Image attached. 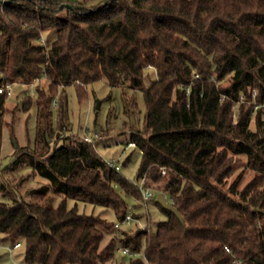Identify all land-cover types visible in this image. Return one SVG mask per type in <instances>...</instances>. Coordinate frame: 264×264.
<instances>
[{"label": "trees", "instance_id": "1", "mask_svg": "<svg viewBox=\"0 0 264 264\" xmlns=\"http://www.w3.org/2000/svg\"><path fill=\"white\" fill-rule=\"evenodd\" d=\"M39 79L47 83L35 88L34 141L15 144L0 169V241L22 242L25 264H264V0L2 3L0 85ZM100 80L143 93V127L129 141L141 154L133 181L69 133L65 88L83 99ZM241 95L247 104L234 120ZM243 157L254 175L240 188L242 171L233 174ZM23 165L30 173L17 186L48 181L29 199L4 178ZM139 182L157 183L182 221L157 202L166 220L148 234L67 207L90 203L120 221L125 196L141 201ZM105 231L114 235L101 247ZM117 245L144 255L117 262Z\"/></svg>", "mask_w": 264, "mask_h": 264}, {"label": "rangeland", "instance_id": "2", "mask_svg": "<svg viewBox=\"0 0 264 264\" xmlns=\"http://www.w3.org/2000/svg\"><path fill=\"white\" fill-rule=\"evenodd\" d=\"M151 79H146L145 86L150 83ZM43 79L36 80L30 84L13 83L11 85L12 93L5 100L4 109V125L2 130V143L0 148V169H4L13 161V152L15 144L26 145L32 144L34 141L35 129V88L46 86ZM223 83H226L223 80ZM85 97L82 99L75 88L70 85L65 88L68 99L67 125L70 128L69 133L75 136H83L84 132L94 138V143L90 144L95 153L104 160H114L119 166V172L129 180H134L138 168L141 163L140 150L134 146H127L131 139V135L136 129L143 127V118L146 106L143 93L139 89H131L126 85L109 86L105 81L100 80L85 87ZM257 92V91H256ZM252 101L257 100L250 90ZM31 99V106L28 110L22 107L24 99ZM247 100L242 95L233 105V119L238 115L239 107ZM247 104V103H245ZM56 108V104H53ZM11 121L12 124L11 129ZM253 126V120L251 121ZM53 124H56V116L54 115ZM13 130L14 139L11 137ZM63 133V132H62ZM65 134V133H64ZM97 134V138L94 135ZM238 170L234 172V176L242 171V179L239 187L242 188L254 175V172L245 167L244 157L241 159ZM19 172H5L4 178L10 182V185H18L20 174L27 175L30 173L28 166H22ZM232 175V176H233ZM231 176V178H232ZM233 176V177H234ZM47 180L36 175L29 177L20 186H17V196H24L29 199L28 191L35 190L38 187L47 184ZM148 187L153 197L148 200L147 206L143 205L138 199L131 196H125L128 205V213L142 215L140 224L143 225L148 234L154 232L158 222L166 220V214L160 208V205L154 199L155 195L160 192L157 183H149ZM8 197V196H5ZM166 197V196H165ZM10 198V197H9ZM59 197L56 198L54 204H57ZM67 207H75L80 214H93L105 218L107 221L118 222L111 209H104L90 203L74 201L69 199ZM146 223V224H145ZM139 224L133 221L129 226L120 224V229L136 230ZM114 235V231H105L101 242V247L106 245L109 239ZM1 237V234H0ZM121 245H117L120 248ZM24 244L16 248L12 247L10 241H0V264H25L24 263ZM144 255V247L140 250V257ZM115 259L119 261H127L128 257L122 256L115 250ZM113 264V263H111Z\"/></svg>", "mask_w": 264, "mask_h": 264}, {"label": "built area", "instance_id": "3", "mask_svg": "<svg viewBox=\"0 0 264 264\" xmlns=\"http://www.w3.org/2000/svg\"><path fill=\"white\" fill-rule=\"evenodd\" d=\"M2 7V2H0V8ZM43 40V39H42ZM13 83H2L0 85V93H6L7 96H9L11 93H12V89H11V85ZM253 96L255 97L256 96V92L253 91L252 92ZM97 134L94 135L95 138H97ZM83 139L87 142V143H90V144H93L94 143V138L88 134H86L84 132L83 134ZM127 146H134L133 143L131 142H128ZM107 163L111 166V167H114L115 170H119V166L117 164H115V161L114 160H109L107 161ZM164 169L161 170V174H164ZM138 187L140 188L141 190V194H142V198H141V202L143 205L147 206V203H148V200L153 197L151 192H150V189L149 187H144L143 186V183L142 182H139L138 184ZM155 199V198H154ZM167 200L171 203V200L167 198ZM140 220L141 218L140 217H136V216H133L129 213H127L122 220L120 221H116L114 223V228H117V227H120V224H125L127 226H129L133 221H135L137 224H139V228L138 229H141V230H149L148 228H145L144 227V224L141 225L140 224ZM146 224V223H145ZM20 244L19 243H15L12 247L16 248L18 247ZM117 251L122 255V256H137L140 254V251H130L127 247H120L117 249Z\"/></svg>", "mask_w": 264, "mask_h": 264}, {"label": "water", "instance_id": "4", "mask_svg": "<svg viewBox=\"0 0 264 264\" xmlns=\"http://www.w3.org/2000/svg\"><path fill=\"white\" fill-rule=\"evenodd\" d=\"M11 0H0L2 3L10 2ZM68 7H72L70 4H67ZM155 200L166 210L172 212L179 220L182 221V217L178 210L167 200L163 192H158L155 195Z\"/></svg>", "mask_w": 264, "mask_h": 264}, {"label": "crops", "instance_id": "5", "mask_svg": "<svg viewBox=\"0 0 264 264\" xmlns=\"http://www.w3.org/2000/svg\"><path fill=\"white\" fill-rule=\"evenodd\" d=\"M69 1H72V2L78 3V2H82V1H84V0H69Z\"/></svg>", "mask_w": 264, "mask_h": 264}]
</instances>
